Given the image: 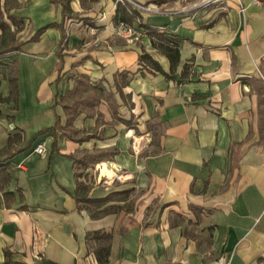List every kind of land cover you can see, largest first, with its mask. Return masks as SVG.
<instances>
[{
	"label": "crops",
	"instance_id": "0c3cea01",
	"mask_svg": "<svg viewBox=\"0 0 264 264\" xmlns=\"http://www.w3.org/2000/svg\"><path fill=\"white\" fill-rule=\"evenodd\" d=\"M199 1L134 0L147 9L127 8L143 30L130 42L116 0H0V43L18 45L0 53V264L6 250L11 264H264V1L241 0L243 19L237 0ZM148 27L177 45L173 69ZM80 79L102 90L70 116ZM77 181L108 197L107 214L78 204ZM34 225L48 235L40 260Z\"/></svg>",
	"mask_w": 264,
	"mask_h": 264
},
{
	"label": "trees",
	"instance_id": "16d2710c",
	"mask_svg": "<svg viewBox=\"0 0 264 264\" xmlns=\"http://www.w3.org/2000/svg\"><path fill=\"white\" fill-rule=\"evenodd\" d=\"M128 7L129 5H127V3L116 0L115 18L119 19V21H125V22H130L134 17L139 18V15L136 11L130 10L131 13H129L127 9ZM6 12L8 11L6 10ZM8 18H10L15 24V21L12 19V17L9 14H8ZM53 26H56V24L55 23L48 24L45 27L38 29L30 40H37L38 37L44 32L46 28ZM0 28L2 29V36L5 35L7 30L5 23L0 22ZM148 32L153 38L152 39L153 46L162 50L166 54V56L170 61L171 69H173V67H175L176 63L178 62V58H179V50L177 45L167 41V39L164 37L163 34L158 33L153 28L148 27ZM15 49H18V45H14V43L6 44L5 38L2 37L0 43V53ZM139 60L140 62L147 64L152 71H156L168 76V74L162 70L160 65L155 60H153L149 54L147 53L141 54ZM120 76L121 77L125 76V73H120ZM124 84L125 82H121V85ZM10 85H11V90L12 91L15 90V79L13 78L10 79ZM101 90L102 89H100L99 87H93L92 85L88 84L86 80L80 79L77 82L74 91H72L73 94L79 92L80 96L76 97L72 104H63L64 111L66 112L67 115L70 116L76 115L78 113V105L81 102L89 103L91 105L94 100H95L94 102H98L99 93ZM82 92L85 93V96L83 98L81 97ZM58 125H59V120L57 118L53 127L43 129L39 133L42 134L48 131L54 133L55 127H57ZM53 146H55V140L53 141ZM89 189L90 186L84 184L83 182L77 181L74 197L78 202V204H80V206L81 204L86 205L92 218H99L107 214L109 212L108 208L106 207L102 209L99 208L107 200L108 197H106L105 199H90L88 197ZM87 238L96 239V240L100 239L106 242L109 240V235L104 232L96 231L93 233H88ZM95 255L99 263H105L107 261V249L105 247L103 246L98 247L95 250ZM4 257H5L4 264H11L9 260V252L7 250L4 252Z\"/></svg>",
	"mask_w": 264,
	"mask_h": 264
},
{
	"label": "built area",
	"instance_id": "2783aa9c",
	"mask_svg": "<svg viewBox=\"0 0 264 264\" xmlns=\"http://www.w3.org/2000/svg\"><path fill=\"white\" fill-rule=\"evenodd\" d=\"M117 1L125 2L124 0H117ZM219 1H222V0H200L198 3V6L207 7V6L213 5L215 3H218ZM262 1H264V0H251V3L254 5H258ZM131 2L136 7V9H143V10L147 9V7L139 5L133 1H131ZM237 4H238L239 14L241 15V17L243 19L244 15H245L246 7L241 0H237ZM105 16L106 15L104 14L102 16V18H105ZM114 32L116 35L124 37L128 41L134 42V41L139 40L140 36L143 33V30H140V31L135 30L131 25H129L125 21H118L114 26ZM258 74L262 79H264V70L258 69ZM34 151L37 153H44L45 152L44 144L43 143L37 144L34 147ZM32 230H33V243H32L33 257L36 260H40L44 256V249H45V245L48 241V235L43 234L42 231L40 229H38V227L36 225H34L32 227Z\"/></svg>",
	"mask_w": 264,
	"mask_h": 264
},
{
	"label": "rangeland",
	"instance_id": "374dc122",
	"mask_svg": "<svg viewBox=\"0 0 264 264\" xmlns=\"http://www.w3.org/2000/svg\"><path fill=\"white\" fill-rule=\"evenodd\" d=\"M85 2H86V5H85V7H88V6H92L91 4V2H92V0H89V1H87V0H84ZM125 1V3H127V5H129V6H134L133 5V3L131 2V1H134V0H124ZM88 5V6H87ZM142 6H144V7H147L146 5H142ZM139 10H143V9H139ZM77 14H82V13H77ZM95 14L98 16L99 14H100V18H102V16L105 14V11H102V10H99V11H95ZM86 19H90V18H86ZM89 23H92V22H90V21H88ZM92 24H94V23H92ZM101 156V158L102 157H105V155H100ZM104 161H106V160H104ZM88 163V162H87ZM86 166L84 165L83 166V169H81L80 168V174L79 175H83V176H85L86 178L87 177H89L90 175H91V177H93L92 175V170L90 171H86ZM93 168V170H94V174H96V176L98 175V171L97 170H95L96 168H94V167H92Z\"/></svg>",
	"mask_w": 264,
	"mask_h": 264
},
{
	"label": "bare ground",
	"instance_id": "6f19581e",
	"mask_svg": "<svg viewBox=\"0 0 264 264\" xmlns=\"http://www.w3.org/2000/svg\"><path fill=\"white\" fill-rule=\"evenodd\" d=\"M100 174L101 176H104V177H112L114 172L113 170L108 166V164L106 162H103L100 166Z\"/></svg>",
	"mask_w": 264,
	"mask_h": 264
}]
</instances>
